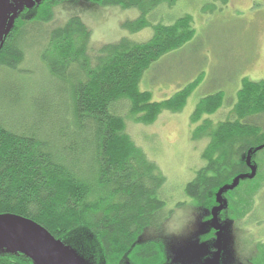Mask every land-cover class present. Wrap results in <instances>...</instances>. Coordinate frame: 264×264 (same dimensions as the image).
<instances>
[{"label": "trees", "instance_id": "obj_1", "mask_svg": "<svg viewBox=\"0 0 264 264\" xmlns=\"http://www.w3.org/2000/svg\"><path fill=\"white\" fill-rule=\"evenodd\" d=\"M98 1L102 6L137 10L139 16L124 22L122 28L129 34L148 28L151 37L142 43L123 38L103 45L92 62L88 51L91 34L78 17L49 32L41 59L48 77L60 82V138L50 142L41 132L44 120L55 115L51 112L56 108L54 101L37 103L38 125L18 130L25 124L7 125L0 120V215L35 222L74 250L85 264H123L126 258L131 264H169L162 242L137 241L145 229L156 224L164 208L159 192L165 178L125 133L124 119L116 115L114 107L127 101L129 117L144 126L152 125L162 112L177 114L184 109L201 75L162 101H152L149 92L139 90V84L153 64L193 39L192 18L186 14L167 25L151 23L152 11L162 5L171 7L178 0ZM226 1L214 0L222 5ZM57 2L43 5L35 19L51 21ZM22 23V19L17 22L15 35ZM13 33L0 49V68L16 70L23 60L19 37ZM223 99L221 92L202 98L190 117L192 125L201 122L193 130L192 140L208 141L201 154L204 166L184 192L205 209L206 222L219 206L222 187L239 175L250 174L248 152L264 146V80H241L227 120L213 125L203 119L220 110ZM72 152L87 158L72 160ZM82 161L86 168L77 170L75 166ZM259 161L264 168V148L250 157V165L256 168L254 178L220 194L226 209L231 206L227 217L242 218L248 212L247 201L240 200L235 191L244 181H263ZM257 191L250 185L245 193L250 197ZM210 230L202 236L208 245L217 239V230Z\"/></svg>", "mask_w": 264, "mask_h": 264}, {"label": "rangeland", "instance_id": "obj_2", "mask_svg": "<svg viewBox=\"0 0 264 264\" xmlns=\"http://www.w3.org/2000/svg\"><path fill=\"white\" fill-rule=\"evenodd\" d=\"M98 2L58 1L48 23L35 19L40 16L41 8L22 18L18 34L14 30L12 36L19 37L23 60L16 70L0 68V120L7 125L15 122L28 125L20 124L18 130L38 125L37 103L44 99L54 101L56 108L51 112L55 115L50 114L44 120L41 132L50 142L60 138L63 109L60 82L48 77L49 71L41 56L48 44L49 32L62 27L70 18L78 17L89 30L88 51L92 62L96 50L103 45L123 38L142 43L151 37L148 28L136 34L122 28L124 22L139 16L137 10L102 6ZM186 14L192 18L193 39L153 64L139 84V90L149 92L152 101H162L201 75L202 80L184 109L177 114L162 112L152 125L144 126L129 117L127 101H120L114 107L116 115L124 119L125 133L165 178L159 192L164 208L156 224L145 229L137 241L162 242L169 264H264V179L244 181L237 188L235 192L240 200L247 201L249 210L242 218L227 217L231 206L221 214L224 232L219 246L203 243L202 236L210 229L204 221L207 214L184 192L204 166L201 154L208 141L192 140L193 130L201 123H190L196 104L206 96L223 94L222 108L203 118L215 125L229 118L242 79L264 80V0H227L225 5L214 0H178L171 7L159 6L149 19L151 23L167 25ZM73 154L69 155L72 160L87 158L82 153ZM259 163V173L264 177L263 165ZM75 167L82 170L86 164ZM250 185L258 191L248 197L245 191ZM215 248L219 249L217 259ZM123 264H131L130 259L126 258Z\"/></svg>", "mask_w": 264, "mask_h": 264}, {"label": "water", "instance_id": "obj_3", "mask_svg": "<svg viewBox=\"0 0 264 264\" xmlns=\"http://www.w3.org/2000/svg\"><path fill=\"white\" fill-rule=\"evenodd\" d=\"M8 8L6 0H0V49L4 39L12 29V20H7ZM4 36V38H3ZM264 146L249 151L246 164L250 168V174H242L235 177L230 185L222 187L218 193L219 206L211 212L209 228L217 230V239L214 246L220 245V236L224 232V225L219 222V214L227 207L226 201L220 199L229 190L236 188L240 181L253 179L256 168L250 165V157ZM222 226V227H221ZM0 250L7 253L18 252L29 258L33 264H85L84 261L69 246L54 240L51 235L35 222L12 214L0 215ZM215 259L219 255V249L215 248Z\"/></svg>", "mask_w": 264, "mask_h": 264}, {"label": "flooded vegetation", "instance_id": "obj_4", "mask_svg": "<svg viewBox=\"0 0 264 264\" xmlns=\"http://www.w3.org/2000/svg\"><path fill=\"white\" fill-rule=\"evenodd\" d=\"M51 1L53 0H6V5L8 8L6 21L12 20L13 26L9 34L15 30L17 22L19 20H21L26 15L31 14L32 11H35V13H37V11L42 8L43 5ZM207 233H211V230ZM0 256L2 257L0 264H33V262L29 258L18 252H0Z\"/></svg>", "mask_w": 264, "mask_h": 264}]
</instances>
